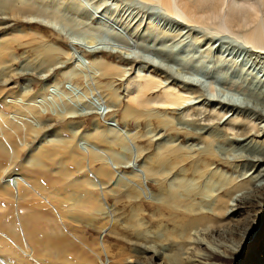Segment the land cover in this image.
I'll return each instance as SVG.
<instances>
[{
    "label": "rangeland",
    "instance_id": "1",
    "mask_svg": "<svg viewBox=\"0 0 264 264\" xmlns=\"http://www.w3.org/2000/svg\"><path fill=\"white\" fill-rule=\"evenodd\" d=\"M5 1H0V77L15 70L9 91L19 85L39 92L44 84L47 91L36 103L45 116L41 120L30 112L13 116L14 109L4 101L11 100L8 92L0 96V151L5 152L0 169L11 165L0 179V264H185L195 259L192 251L199 244L219 249L223 236L211 237L207 228L199 227L190 238H182L168 222L169 214L163 209L158 213L157 182L142 165H149L165 146L201 149L204 144L187 139L182 130L198 132L207 122L247 119L262 136L264 49L236 35L244 28L230 27L233 34L219 19L217 24L181 19L157 0H22L32 10L17 16L3 7ZM226 2L234 9L257 6L264 29V0ZM43 44H54L63 54L57 68L37 75L29 60ZM13 55L16 60L9 65ZM138 74L159 82L148 98L170 87L187 97L184 105L144 108L130 103L134 91L128 85ZM2 88L7 85L1 81ZM105 88L117 90L118 106L108 107ZM69 110L72 117L58 118L54 128H38L37 134L5 119L27 118L40 127ZM257 129L248 137L213 143L220 157L236 161L220 169L255 184L249 192L264 184V148L259 147ZM90 149L104 152L102 161L85 152ZM31 153L40 164L35 155L26 162ZM102 166L107 171H99ZM136 173L138 188L132 182H138ZM16 178L25 186L19 202L4 195L6 190L18 193L12 183ZM172 180L169 186L178 182ZM34 185L41 190L34 192ZM201 188L210 194L218 186ZM241 194L230 199V211L242 204ZM203 205L211 208L208 201ZM239 212L232 220L242 217ZM257 238L243 244L235 264H242L251 241L253 255L264 254V232Z\"/></svg>",
    "mask_w": 264,
    "mask_h": 264
},
{
    "label": "bare ground",
    "instance_id": "2",
    "mask_svg": "<svg viewBox=\"0 0 264 264\" xmlns=\"http://www.w3.org/2000/svg\"><path fill=\"white\" fill-rule=\"evenodd\" d=\"M12 1L13 2H9L8 0L1 3L3 7L9 11V13H12L13 16H17L26 11L31 12L32 7L28 4H25L22 0ZM157 1L163 4L167 11L181 19L196 23H215V21L219 19V21H224L226 28L229 29L233 34L235 32L230 27L237 26L244 28L243 32L237 33L236 35L238 37H242L247 43L264 49V29L260 23L259 8L257 6L251 5L250 8L244 4L241 5L239 9H234L230 7L226 0ZM259 1L261 2V0ZM225 5L229 7L227 12H225L223 9ZM153 27L156 26L153 25ZM37 35L38 37H42L39 34ZM31 44L33 43L30 42V45ZM33 51L34 53H32V59L29 60L28 57V60L30 62L29 64L33 63L32 71H36L37 73H35L37 75L50 72L54 68H57L58 64L60 63L59 57L61 54H63L61 50L54 44H43L33 49ZM15 60L16 58L14 55L11 56L10 60L8 61L9 65L11 63L13 64ZM14 71L15 70L11 72L14 74ZM13 74L11 76V73H7L4 76V79H1L2 76L0 77V82L2 81V84L7 85V88L0 89V96L3 98L2 96L8 92L7 95L11 99L8 102L4 99L7 108L14 109L13 116H18V114L26 115L27 112H30L32 115L37 117L38 120H41L40 118H44L45 116L43 115L42 111L39 110V107L36 106V103L39 100L38 97L44 96L46 93V84H44L42 88H39V92L37 90L36 92L29 93L30 91L20 89L19 85L14 91H9L13 88L8 87ZM9 76L11 77L9 78ZM138 78L140 79L138 80ZM37 85H39V83H37ZM158 86L159 82L156 81L152 75L146 74L142 76L138 74L128 85L129 89L134 91V94L132 93L128 99L129 102L133 105L144 108L151 106L153 103L166 108H179L184 105L187 97L182 94V92L177 91V89L175 90V88L173 89L170 87H165L160 95H157L154 98H148L147 95L154 91ZM104 90L106 91L108 107L118 106L120 102V95L117 90L112 88H105ZM197 91L199 92V90ZM7 95L5 96L6 98ZM72 114V110H69L65 113H58V115L56 114V118H50L49 121H45L44 124L42 122L39 123L40 127L38 123L31 122V120L29 121L27 118H21V120L16 122L11 120L13 117L11 115H9L8 118H4L13 126L17 128H23L25 132H28L29 128L31 131L37 134L40 131L38 128H54L58 118H61V120L65 118L66 120L67 118L72 117ZM230 119H228V122L224 123L215 122L211 124L207 122L204 125L202 124L203 128L198 132H191L187 130L183 131L181 129L182 133L186 135L187 139L195 138L197 141L204 144H201L202 148H183L180 145H175L176 147L165 146L162 150H160V152H156L154 154L157 158L154 159L149 165H142L144 170L147 171L146 174L148 177L157 182V190L159 193L155 194L158 200L155 199L156 202H154V208L157 209L158 213L160 209H163L169 214L168 222L171 221L173 223L177 233L182 238H190L192 231L194 229H198L199 227L207 228L210 233L208 235L211 237L214 235L223 236V241L220 240L217 243L219 249L212 247L209 248L208 246H205V244H199L197 246L199 250H191L195 259H188L189 261H187L185 264H216L218 261L225 263H237L243 251V244H245L249 238L252 240H259L257 238L259 233L264 232V184L260 186L259 189L254 188L252 189V192H249V190H251L255 184H252L251 182L238 181L235 177L225 174L223 171L224 168L222 170L220 167L235 166L232 162L236 161L229 162L223 159L213 147V143H215L216 140H224L225 138H230L231 136L237 135L248 137L249 135H253V131L257 129L254 127L251 128L249 124L250 120L247 121V119L245 120L242 118H236L234 116ZM65 124L69 125L71 123L67 122ZM256 131L258 133L259 129ZM179 133L180 132H178V134ZM257 136L263 138H261L260 141L262 145L259 147L264 148V133L262 136L258 133ZM103 138L104 140L106 139L104 135ZM123 142H125V140H123ZM123 142L120 144H124ZM13 149L12 152L15 154ZM85 152L87 154L91 152L98 154L99 156H96L95 160L102 161L101 158H104V152L101 151L99 152L91 150ZM4 155L5 152L0 151V156L4 157ZM34 155L36 158V163L40 164L38 156L36 154L32 155V153L26 162L30 163L32 159L30 157ZM94 155H92V157ZM104 168V166H102V168L100 167L99 171L104 170ZM10 169L11 165L9 166V169L2 167L0 169V179L4 178ZM134 177L137 178L138 182H132L138 188V186H140L138 173H136ZM171 178H173L172 182L178 180V182L174 184L175 186L168 185V181ZM16 179H18V181L12 180V183L15 185L18 193H14L13 191L8 192L6 190L4 195L5 193H9L10 195H8L10 197L14 199L16 198V200L19 202V190L22 188V186H24V181L19 178ZM216 181L218 183L217 185H215ZM87 183L89 184L90 182ZM213 183L214 186H218V189L215 192L212 191V189L209 191L213 193H205L201 188L203 184ZM6 186L9 187L11 185L6 184ZM26 187L28 188L29 185ZM33 190L34 192L40 191V185H34ZM213 190L215 189L213 188ZM238 192H242L241 196L239 197V202H242V204H240L238 208L230 211V199ZM248 197H250L251 200H247ZM204 201H208L210 203V209L206 205H203ZM235 211H240L239 215L242 217L232 220L235 217ZM232 240H236L238 244L236 243L235 245H230L229 242ZM253 244H255V242L251 241L250 246L246 248L247 255L244 258L242 264H264L263 253L261 255L259 253L253 255ZM263 250V248H260V252Z\"/></svg>",
    "mask_w": 264,
    "mask_h": 264
}]
</instances>
